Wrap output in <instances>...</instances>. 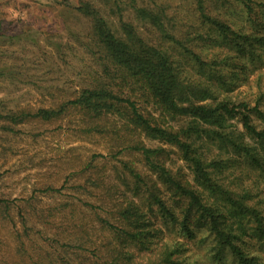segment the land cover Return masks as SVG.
I'll list each match as a JSON object with an SVG mask.
<instances>
[{"label":"trees","instance_id":"1","mask_svg":"<svg viewBox=\"0 0 264 264\" xmlns=\"http://www.w3.org/2000/svg\"><path fill=\"white\" fill-rule=\"evenodd\" d=\"M188 1L176 11L167 0L139 1L137 16L157 32L148 37L79 0L102 53L98 76L72 97L18 106L0 121L13 133L53 123L105 152L79 157L66 175H76L72 199L38 209L0 196V264H264V0ZM242 85L255 91L241 96ZM1 225H11V242ZM206 239L200 257L190 242Z\"/></svg>","mask_w":264,"mask_h":264},{"label":"rangeland","instance_id":"2","mask_svg":"<svg viewBox=\"0 0 264 264\" xmlns=\"http://www.w3.org/2000/svg\"><path fill=\"white\" fill-rule=\"evenodd\" d=\"M90 1L116 26L121 14L127 21L143 27L148 37L156 36L155 27L151 23L143 26L134 9L142 1L151 5L154 0H117L116 4L121 5L119 11L111 0ZM167 2L170 11H176L189 1ZM78 5L79 0H0V113L18 106H46L72 97L78 89L94 82L101 69L102 53L93 39V21L77 9ZM258 75L259 72L253 74V79ZM239 91L242 96L255 89L242 85ZM4 123L0 121V196L20 203L37 202L38 209L75 197L76 175L67 182L66 175L78 165L79 157H86L94 150L105 152L102 146L77 140L71 130L57 129L53 123H27L17 126L16 133L5 132ZM126 158L137 160L136 156ZM101 160L105 159L101 157ZM48 185L61 188V192L45 191ZM32 195L37 197L34 199ZM68 209L64 216L71 215ZM13 214L18 219L16 209ZM153 221L163 228L167 237H178L177 226L170 220L155 215ZM3 225L1 235L11 242L8 237L11 238L12 227ZM58 226L56 222H40L36 229L53 233ZM190 244L195 254L202 257L209 241Z\"/></svg>","mask_w":264,"mask_h":264}]
</instances>
